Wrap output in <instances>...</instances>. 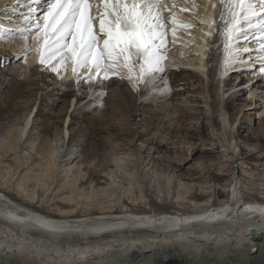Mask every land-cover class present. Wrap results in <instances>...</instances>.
<instances>
[{
	"label": "bare ground",
	"instance_id": "obj_1",
	"mask_svg": "<svg viewBox=\"0 0 264 264\" xmlns=\"http://www.w3.org/2000/svg\"><path fill=\"white\" fill-rule=\"evenodd\" d=\"M187 1L177 11H170L171 20L175 17L178 24L177 27L172 25V38L182 46L177 48L174 44L165 54L162 50L164 72H154L146 86L140 78V63L134 66L131 74L123 66L107 73V78L117 74L121 79L130 80L135 89L143 86L140 105L131 103L139 94L129 102L124 97L125 90L118 87L113 92L119 99L106 101L110 110L101 109L99 118H91L87 112L94 102L79 105L82 98L69 89V83L66 87L65 81L54 87L58 93L54 99L59 100L53 105L61 100L63 107L49 108L48 112L38 107L35 114L33 108L37 101L40 105L46 101L39 95L42 89L38 75L29 77L25 73L18 80L16 66L10 74L6 66L8 59L0 56V63L4 65L0 72V109L6 97L2 96L3 83H12L7 90L14 91L16 97L11 118L3 123L4 131L1 129L0 134V195L3 197H0V264H264V188L254 193V188L242 184L236 172L238 167L233 164L228 184L221 189L213 184L201 186L199 194L193 192V185L185 184L175 174L166 173L162 167L164 163L172 165L180 161L183 165L194 159L198 153L194 147L197 142L188 135L203 131L206 138L200 145L206 147L205 153L212 158L207 167L216 164L221 174L226 166L229 167L230 157L239 156L240 159L242 133L245 125L252 121L244 111L247 104L239 103L242 86L249 88L253 83L252 96L257 89L264 91L259 75L247 78L244 70H235L236 65L240 64L239 68L246 65L247 61L236 64L242 57L241 52H235L234 61L225 64L227 29L231 23L227 4L221 5L219 10V29L216 20H212V16L217 18L218 15L210 13L212 0H201L203 5H199L203 9L200 12L194 0ZM14 2L0 0V27L12 29L11 25L23 18L3 11L5 7L12 8ZM186 9L198 19L186 16ZM6 18L13 22L7 23ZM199 19L203 23L199 26L202 38L205 31L214 34V38L208 40L213 44V53L207 51L206 38L202 41L197 36L198 45L190 48L192 33L189 35L185 31L197 28ZM243 22L241 20L239 25L242 30ZM216 28L220 30L217 36ZM241 35L237 32L228 46L239 49L237 41ZM28 37V40L19 35L9 38L5 34L0 47L21 57L31 52L25 66L29 65V72H32L33 65L41 64L38 48L43 43V34L36 32ZM99 42L102 45L103 40L99 38ZM253 53L259 52L249 53L253 55L251 59L256 57ZM247 58L248 55L244 59ZM178 60L197 68L173 66ZM52 64L60 75L65 71L69 76L79 71L87 74L83 68L74 73L71 59L66 60L65 66H60L59 58ZM168 67L173 71L170 78L166 77ZM229 72H232L230 77ZM99 74L105 77L103 71ZM51 85L48 83L46 87ZM87 87L83 86V90L87 89L89 96L93 85ZM176 88L184 91H176L178 97L174 98L172 91ZM96 94L90 96L95 98ZM130 103L136 106V111L142 112L150 126V130L147 127L136 132L142 141L138 150L128 146L127 139L119 142L112 139L117 130L130 133L131 115L124 108ZM71 105L75 109L69 114ZM91 126L99 139L111 144L110 151L101 154L94 146H89ZM21 146L25 151L23 159L18 154ZM12 153L14 165L7 162ZM111 165L115 169H111ZM240 166L244 171V163L240 162ZM99 169L105 170L110 179L106 186L89 182L90 187H83L87 176ZM121 170L126 171L124 176ZM138 174L147 184V190L157 196L156 200L152 197L153 203L164 201V207L157 205L155 209H148L140 205L144 202V194L139 192L143 185L132 179L134 175L139 178ZM163 178H166L164 187ZM124 179L130 186L126 191Z\"/></svg>",
	"mask_w": 264,
	"mask_h": 264
},
{
	"label": "snow or ice",
	"instance_id": "obj_2",
	"mask_svg": "<svg viewBox=\"0 0 264 264\" xmlns=\"http://www.w3.org/2000/svg\"><path fill=\"white\" fill-rule=\"evenodd\" d=\"M103 13L99 16L98 31L93 29V20L97 17L93 10L99 13V5L92 0H47V8L42 20L35 21V29L43 34V43L38 48L40 63L52 62L59 58L60 66H65L67 59H71L73 72L78 69L86 70V80L93 79V73L104 72L107 78L108 71L121 66L133 73V58L140 63V78L145 86L152 80L154 72H164L162 60L165 58L162 50L165 47L161 10L165 5L161 0H100ZM41 0H15L12 8L5 7L3 11L13 12L23 16L24 23H31L37 9L33 4L39 5ZM220 4H227L231 14V23L227 29L229 40L233 39L239 28L241 20L246 21L250 28H255L261 33L259 39H264V0H220ZM18 8L28 9L20 12ZM259 9V11L257 10ZM111 17V19H108ZM256 24H252V20ZM7 23H12L11 18H6ZM20 23V21H17ZM175 25V17L172 19ZM184 27L190 25L184 24ZM31 28L22 27L5 29L0 27V39L14 38L19 35L28 40ZM98 34H103L100 45ZM245 39H247L245 37ZM158 41V43H157ZM239 49L226 45L227 56L225 64H231L234 53ZM248 52L249 49H244ZM256 57L260 61V71L264 73V43L258 49ZM26 58V57H25ZM242 62V61H241ZM251 63V61H249ZM53 71L58 68L53 66ZM132 76H129L131 79ZM63 79V78H62ZM100 95H105L101 92Z\"/></svg>",
	"mask_w": 264,
	"mask_h": 264
},
{
	"label": "rangeland",
	"instance_id": "obj_3",
	"mask_svg": "<svg viewBox=\"0 0 264 264\" xmlns=\"http://www.w3.org/2000/svg\"><path fill=\"white\" fill-rule=\"evenodd\" d=\"M194 1L198 5L197 12H200L203 9V7H201V5H203V1H201V0H194ZM185 2H188V1L182 0V2L179 1L177 3L175 2L174 4H175V6H180L179 8H182L183 3H185ZM199 3H201V5H199ZM196 27L197 28H193L191 30H186V31L184 30L189 35L192 33V35L190 36V38H191L190 48L195 46L196 43L198 45V40H197L198 36L200 37V35L202 34V31H201L199 25H196ZM197 31H199V32H197ZM198 33L200 35H198ZM196 36H197V39L195 38ZM255 40H257V39H255ZM255 42L256 41H253V43H255ZM0 50H1L0 56H2V58L6 59V60L8 59L7 60L8 64L6 66H9V73L10 74H12L11 71L16 66V68H17L16 69V76H19L18 80H19V78L21 79L23 76H25L24 75L25 73H26V76H29V77H31L33 75H38L37 78H39L41 80L40 87L42 90H41L39 95H40V97H41V95H43V97L46 101H45L44 105H40V101H37L36 105L33 108V111L35 114L38 110V107L40 108V111H42V112H48L49 108H53L55 110L58 107L59 108L63 107V105L61 104V100H60V102H57L56 105H53V102L59 100V99H56V100L54 99V96L58 95V93L54 91L55 90L54 87L57 83H60L62 81H65L64 85L66 87H67L66 83H69V85H70L69 89H71L72 91L74 90V92H76V94L79 95L80 98H82L80 100V103L82 101L83 102L79 105H82V106L86 105L87 102H89V101L94 102L87 111L88 115L91 118L92 117L99 118L100 115L102 116V114L100 113V110L103 108L110 110V108L108 107L109 104L108 103L105 104V103H106V101L108 102V100L111 98L117 99V100L119 99L117 94H115L113 92L114 90L117 91L118 87H122L125 90V92H124L125 96L124 97L129 102L132 101V97H136V95L139 94V96L136 97L137 100L132 101L131 103L133 104V102H135L136 105H138V106L140 105V92H141V88L143 86L140 89L139 88L135 89L131 85L130 80L121 79L119 76H117V74H112L108 78H105L103 75H101L99 73L92 74L93 79L91 81H88L85 79L87 74H85V75L80 74L81 71H79L78 74H76V75L73 74L71 76H69V74L66 71L62 75H60V74H58V72L53 71V64H52V66H49V65H44V64L42 65L39 63L33 65L34 66L33 71L29 72L30 66L28 65L26 67L25 64L27 61L30 60L31 52H28L25 55L23 54V57H21V56H18L17 53H15V55H14V53L10 52V50H6L5 48L0 47ZM191 51L194 52V50H191ZM238 53H240V52H238ZM189 54H191V53H189ZM253 54H256V56L258 55V53H253ZM12 56H14V57H12ZM251 57H253V55H249V54H248L247 60H245V59L243 60L244 56L241 58L239 57V59L236 61V64L239 62L242 64V63H244L243 61L246 62L249 59H251ZM191 58L192 57H189L190 60H191ZM253 59L251 60V63H249V62L244 63L246 65L241 67L242 69L239 68L240 64L236 65V67H238V68L235 70H237L239 72L244 70V72H246L245 77H247V78L254 76V74H255V77H257L259 75L258 78H260V80H262L264 83V73H261V71L259 70L260 64L256 63L255 60H253ZM178 61H179V63H176V64L174 63L173 66H175V65L179 66L180 65V66L187 67L188 69H192V70L193 69L196 70V68H197V67H193L190 63L183 64V61H181V60H178ZM184 63H185V61H184ZM191 63H194V62L192 61ZM0 66H2V68H0V72H1L3 70L4 65L2 63H0ZM168 68H169V71H168V74L166 77L170 78V75L173 76V74H172L173 71L170 67H168ZM234 68H235V66H234ZM245 69L248 71H246ZM231 75H232V72H229L228 77H230ZM101 80L105 81V82H101ZM9 83L10 82L3 83V85H2L3 88L1 89V91L3 92V94L1 92L2 96L5 97L4 95H6V97H5V104H3L4 106L2 105V108L0 109V134H2V132L4 131L3 123H5V124L8 123L9 118H11L10 112L13 110L12 105L15 103V98H16V97L14 98V95H15L14 91L9 92L7 90L8 88H10L9 86H11V84H12L11 83L10 85H8ZM48 83H52V85L49 87H46V84H48ZM190 83L193 84L192 82H190ZM6 85H8V86H6ZM87 85H93V87L90 88L91 89L90 95L92 96L93 94L97 93L95 95V98L94 97L92 98L90 95L89 96L86 95L87 94L86 91L88 89ZM83 86H84V88H87V89L83 90ZM95 89H96V91H95ZM179 90L184 91V89H182V88H178V89L176 88L172 91L174 93L173 94L174 98L178 97V96H176V94H177L176 91H179ZM254 90H255V85H253V83H251V86L249 88H246L245 85H243L241 88V93L238 96L239 103H246L247 104L246 108L244 107V111L246 113H248L247 116H250L252 118V121L249 124L245 125L244 132L242 133L244 137H243V142L241 143V148H240L241 154H240L239 160H238L239 156H237V157L234 156L233 158L230 157L229 159L231 161L228 163L229 167L226 166V168L224 169V171L221 174H219L217 172L216 168L218 166L216 164L212 168L207 167V165H209L208 163H210V159H212V158L209 155H207V153H205V151L207 149H204L206 147L202 146V145H203V142H205L206 136H205V133H203V131H200L199 134L188 135V138H193V140H195V142H197V143H195L196 146L194 145V147H196V149H198V153L194 156V159L190 160V162L188 164H183V165L180 164V161L175 162L172 165L164 163V164H162L163 170L166 173H171L172 175L175 174V176H179L180 180L183 181L185 184L193 185L194 190H195V191L193 190V192L200 194L201 193L200 188H202L201 186L213 184V185H215V187L217 189H221L224 185L228 184L232 178V174H231L232 168L231 167L234 164V165H237V167H238L236 172H237L238 176H240V178H241L240 181L242 182V184H244L248 188H254V190H255L254 193H257V191L261 187L264 188V114L262 113L263 109H264V107H263L264 106V91L257 89L256 94L252 96L251 93ZM101 92L105 93V95H100ZM86 97H87V99H86ZM124 97L122 98V100L124 99ZM102 98H103V100H102ZM72 100L73 99H71V102H72ZM103 101H104V103H103ZM131 103L129 104V107H124V108H127V111H130V115H131V125H129V127H130L129 130H131L130 133H127L126 131H123V130H117L116 132H113L112 139L116 140L114 142H119V141L127 139V140H129L128 146L130 145V147L134 148V150L135 149L138 150L141 147L140 145H142V141H141V139H138V137L136 136L137 135L136 132L146 130L147 127L149 129L150 126L147 125L148 120L143 118L142 112L136 111L137 110L136 106L134 105L135 106L134 107ZM74 109H75V107H73L71 105L69 108V114L72 113L74 111ZM133 110L135 111V113ZM143 114H145V113H143ZM216 115H218V114H216ZM67 119H68V116L66 117L65 121ZM219 119H220V117H219ZM4 127H5V125H4ZM125 128H127L126 125H125ZM89 131H90V135H91L90 138L88 139L89 146L90 145L94 146V148L97 149V151H100L99 153H101V154L105 153L108 150L110 151V149L112 148L111 144L106 143L105 141H102L101 139H99V137L96 135V130L94 129L93 126H91L89 128ZM151 132H152V130H151ZM193 132H195V131H193ZM199 139H203V141H201ZM23 143H24V140L21 142V145H23ZM88 144H86V145L88 146ZM200 144H202V145H200ZM19 148H20V149H18L19 158L23 159L25 151H23L22 149H24V148H23V146H21ZM119 151L128 152V150H119ZM147 151L148 150L145 149L144 153H147ZM238 153H239V151H238ZM10 156H12V157H9L10 159H8L7 162L14 165L15 159H13L14 158L13 156H15V155L12 153ZM214 158H216V157H214ZM11 160L13 163L11 162ZM240 162L244 163V171H243V169L241 170ZM18 163H20V162H18ZM110 168L115 169V166L111 165ZM143 169H145V168H143ZM253 171H254V173H253ZM120 172L122 173V176H124V173L126 174L125 170H121ZM138 176H139V178H137V176L134 175V176H132V179L137 180L140 185H143L141 191L139 190V192L144 194V198H143L144 202L140 203V205L143 208L145 207L148 209H150V208L155 209L157 205L164 207L165 206L164 201L157 200V201H154V203H153L152 197H153V199L156 200L157 196L153 193H150L147 190L148 189L146 187L147 184L145 182H143L140 174H138ZM150 177L153 178L152 176H150ZM124 180H125V184L123 187L126 191L127 188H130V186L128 184V181L126 179H124ZM108 181H110V179H109V177H107L105 175V170L103 171V170L99 169V171L92 173L91 176L88 175L86 181L84 183H82V186L83 187H90L89 182H91V184L94 183V184H98L100 187L101 186L104 187V186H106V183H108ZM165 181H166V178H163L162 179V187L165 186ZM0 197L3 198L1 195H0ZM147 198H148V200H147ZM128 204L130 206H134L131 203H128ZM150 204H151V206H150ZM43 206L45 208H47L45 204H43ZM51 207H53V206H51ZM187 207H188V205H187ZM53 208H56V207L54 206ZM148 253H150V251ZM76 259L79 260L80 258L79 259L76 258ZM80 261H83V259H80Z\"/></svg>",
	"mask_w": 264,
	"mask_h": 264
}]
</instances>
